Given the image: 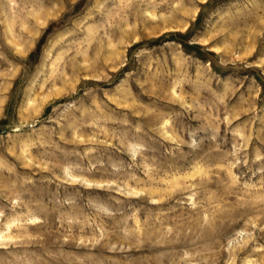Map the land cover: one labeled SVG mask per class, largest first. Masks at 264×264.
Segmentation results:
<instances>
[{"label": "rangeland", "instance_id": "rangeland-1", "mask_svg": "<svg viewBox=\"0 0 264 264\" xmlns=\"http://www.w3.org/2000/svg\"><path fill=\"white\" fill-rule=\"evenodd\" d=\"M0 264H264V0H0Z\"/></svg>", "mask_w": 264, "mask_h": 264}]
</instances>
